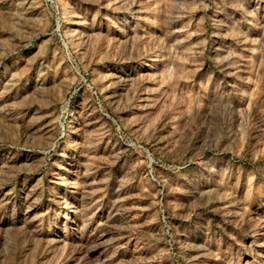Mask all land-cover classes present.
<instances>
[{
  "label": "rangeland",
  "instance_id": "374dc122",
  "mask_svg": "<svg viewBox=\"0 0 264 264\" xmlns=\"http://www.w3.org/2000/svg\"><path fill=\"white\" fill-rule=\"evenodd\" d=\"M0 264H264V0H0Z\"/></svg>",
  "mask_w": 264,
  "mask_h": 264
}]
</instances>
